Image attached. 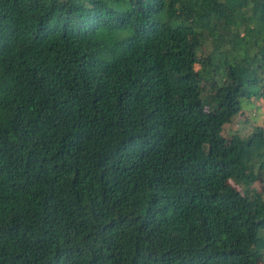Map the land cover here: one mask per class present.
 <instances>
[{"label": "trees", "instance_id": "1", "mask_svg": "<svg viewBox=\"0 0 264 264\" xmlns=\"http://www.w3.org/2000/svg\"><path fill=\"white\" fill-rule=\"evenodd\" d=\"M259 100L264 0H0V264H262Z\"/></svg>", "mask_w": 264, "mask_h": 264}, {"label": "rangeland", "instance_id": "2", "mask_svg": "<svg viewBox=\"0 0 264 264\" xmlns=\"http://www.w3.org/2000/svg\"><path fill=\"white\" fill-rule=\"evenodd\" d=\"M208 51L206 46H203L201 50L197 52L198 55H204ZM258 105L260 109H258ZM257 107V109H256ZM241 112L244 115L237 114L231 118V122L227 127L223 128V132L226 138L230 137L233 134L238 135L243 138L246 137L254 126H262L264 129V101H254L253 104H248L241 108ZM253 189H259L260 185L257 184L251 185ZM238 190H241L237 187ZM264 264V261L263 263Z\"/></svg>", "mask_w": 264, "mask_h": 264}]
</instances>
